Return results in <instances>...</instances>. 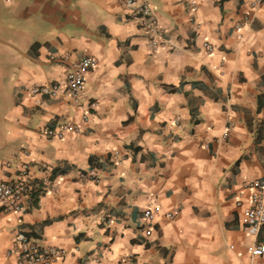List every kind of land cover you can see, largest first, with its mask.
Returning <instances> with one entry per match:
<instances>
[{
  "label": "crops",
  "instance_id": "obj_1",
  "mask_svg": "<svg viewBox=\"0 0 264 264\" xmlns=\"http://www.w3.org/2000/svg\"><path fill=\"white\" fill-rule=\"evenodd\" d=\"M140 1L162 37L122 0H0V182L29 187L20 212L0 207V264L20 230L64 252L52 264H264V225L243 219L264 184V0Z\"/></svg>",
  "mask_w": 264,
  "mask_h": 264
},
{
  "label": "built area",
  "instance_id": "obj_2",
  "mask_svg": "<svg viewBox=\"0 0 264 264\" xmlns=\"http://www.w3.org/2000/svg\"><path fill=\"white\" fill-rule=\"evenodd\" d=\"M122 1L124 5L131 10L132 15L139 20L144 30L158 37L163 36V31L157 26L151 8L145 2L140 0ZM235 28L240 29L241 24H238ZM150 45L156 48L158 46L157 40L153 39ZM204 47L208 52L213 50L208 44H204ZM95 64L96 60L93 57L85 56L80 58L68 72L63 88L71 99L78 101L83 97L84 75L92 69ZM59 90L60 87L57 84L40 85L33 86L30 90V94L53 97ZM94 106L95 103H91L90 107L93 108ZM83 120H87V115L83 117ZM67 132L78 133L79 127L67 123L61 124L53 129L45 130V134L48 138H61ZM86 176L91 181H98V176L95 171H89ZM249 188L251 189V195L248 205L243 210V219L247 232L251 236L257 237L260 228L264 225V184L260 181H253L249 184ZM28 192L29 187L22 180L9 183L0 182V207L3 212H20L28 196ZM174 212L166 213L165 217L172 219L175 214ZM142 218L146 223L144 229L145 234L149 235L154 212L150 209H146L143 211ZM14 239L12 249L17 256V264H52L54 260L60 259L64 254L61 249L40 245L22 230L17 232ZM249 252L252 257L264 255V242L255 243L251 246Z\"/></svg>",
  "mask_w": 264,
  "mask_h": 264
}]
</instances>
